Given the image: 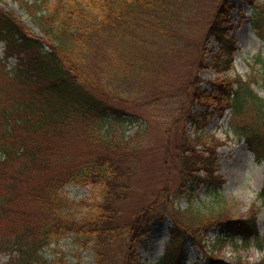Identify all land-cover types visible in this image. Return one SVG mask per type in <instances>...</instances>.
<instances>
[{
	"label": "trees",
	"instance_id": "16d2710c",
	"mask_svg": "<svg viewBox=\"0 0 264 264\" xmlns=\"http://www.w3.org/2000/svg\"><path fill=\"white\" fill-rule=\"evenodd\" d=\"M225 4L221 0L207 22L222 46L230 41ZM24 6L39 34L0 8V41L5 42L6 57L17 53L26 71L25 75L19 70L8 72V80L22 83L14 89L15 101L8 98L9 106H0L4 120L0 252L8 255L6 264H49L43 250L64 238L91 250L93 264H139L140 241L163 216L171 220L172 227L160 264H181L188 240L203 250L202 241L212 228L222 230L214 242L216 252L227 244L237 246L238 237L244 247L258 237L255 205L247 218L240 219L225 214L227 203L222 205L219 199L215 209L194 206L193 197L202 186L218 198L225 183L217 170L216 152L222 142L215 136L191 138L185 133L177 145L176 190H169L168 173L167 185L156 197L124 219V204L133 192L130 180L137 169L133 152L139 148L142 132L113 137L107 122L122 120L125 113L120 103L139 102L121 94L120 88L152 81L153 70L162 67V61L170 65L186 62L191 48L199 53L196 40L177 45L183 37V22L189 18L190 0H34L25 1ZM260 12L255 17L262 16ZM224 52L231 56L230 49ZM220 56H213L215 67L221 63ZM256 64L264 66L260 55ZM204 65L199 59L197 68L206 69ZM164 73L161 69L160 75ZM249 78L210 81L214 92L194 81L186 96L191 103L213 105L219 117L227 110L235 116L252 114L243 134L258 159H264V100L252 88L262 84L252 75ZM30 87L33 92L25 98ZM76 127L89 134L91 142L86 151L71 154L55 140ZM68 183L91 185L97 191L90 198L72 200L64 192ZM180 196L188 200L184 209L173 202ZM259 198L264 199V186ZM208 264L217 261L210 258ZM236 264L246 263L239 259Z\"/></svg>",
	"mask_w": 264,
	"mask_h": 264
},
{
	"label": "rangeland",
	"instance_id": "374dc122",
	"mask_svg": "<svg viewBox=\"0 0 264 264\" xmlns=\"http://www.w3.org/2000/svg\"><path fill=\"white\" fill-rule=\"evenodd\" d=\"M25 1L34 0H0V8L11 12L31 31L39 34L38 28L24 9ZM220 2L221 0H190L191 7L187 11L189 18L183 22V37L178 38L177 45L181 47L187 39L196 40L199 53L191 48L186 62L170 65V62L165 61L164 64L162 61V67L155 68L156 72L153 70L152 81L143 85L128 83L120 88L121 94L126 97L134 96L139 102L120 103L119 108L125 113L122 120L118 123L110 120L107 126L114 130L113 137L120 133L130 137L134 132H142L139 136V148L133 152V157L137 159V169L130 180L133 192L124 204V219H128L137 209L156 197L159 190L167 185L168 173L169 190L171 193L176 190L179 183L177 145L185 133L191 138L217 137L222 142L216 152L217 170L225 179V184L218 191V198L213 197L206 186H202L193 197L194 206L204 211L215 209L218 207L216 200L219 199L222 205L227 203L228 212L225 214L240 219L247 218L251 207L255 205L253 209L257 213L258 238H251L247 247H244L238 237L237 246L227 244L220 252H216L214 242L222 230L219 227L212 228L202 241L203 250L192 246L190 240L187 241L181 264H208L210 258L215 259L217 264H236L239 259L246 264H264V199L259 198L264 186V159H258L243 134V126L250 124L253 115L235 116L231 110H227L223 117H219L213 105L191 103L186 96V91L194 81L200 82L203 90L214 92L210 81H247L252 75L253 80L262 84L252 85V88L264 100V66L256 64L258 55L264 60V0H226L229 12L227 39L230 41L225 46L211 35L207 26ZM256 12L263 15L255 17ZM4 46V42H0V106L8 107V98L15 101L17 94L14 89L22 83L18 79L8 80V72L19 70V73L22 71L25 75L26 71L20 65L17 53L9 57L5 54L4 57ZM225 48L230 49L231 56L224 52ZM214 55H221L218 67H215ZM194 58L195 61H191ZM199 59L204 61L206 69L197 68ZM249 64H253V69ZM161 69H165V73L160 75ZM32 92L30 87L25 98ZM141 99H145L146 103L142 104ZM1 112L0 134L4 123ZM190 113L192 118L189 117ZM201 114H205L202 119L198 118ZM55 141L71 154L86 151L91 142L89 134H85L80 127L60 133ZM164 157L167 158L166 164ZM96 191L91 185L68 183L64 187L65 194L72 200L90 198ZM173 202L180 209L188 206V200L183 196ZM161 220H156L150 227V234L141 239L137 252L139 264H160L172 226L169 218L163 216ZM42 254L49 264L94 262L93 252L81 249L70 238L49 245ZM7 258L6 252H0V264H6Z\"/></svg>",
	"mask_w": 264,
	"mask_h": 264
}]
</instances>
